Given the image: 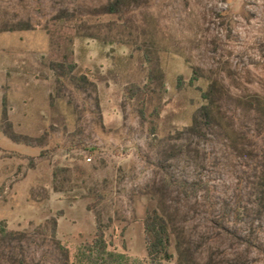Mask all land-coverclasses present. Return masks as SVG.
<instances>
[{
	"label": "rangeland",
	"instance_id": "rangeland-1",
	"mask_svg": "<svg viewBox=\"0 0 264 264\" xmlns=\"http://www.w3.org/2000/svg\"><path fill=\"white\" fill-rule=\"evenodd\" d=\"M256 96L264 0H0V264H90L98 224L146 261L154 208L172 263L264 264Z\"/></svg>",
	"mask_w": 264,
	"mask_h": 264
},
{
	"label": "trees",
	"instance_id": "trees-1",
	"mask_svg": "<svg viewBox=\"0 0 264 264\" xmlns=\"http://www.w3.org/2000/svg\"><path fill=\"white\" fill-rule=\"evenodd\" d=\"M26 28L21 24H16L3 31H20L25 30ZM64 77L68 79V73L64 74ZM72 81H75L76 84L81 87L93 86L91 82L86 78V76H73ZM214 84L209 86V89L206 92L201 94L202 99L205 101V104L200 107L197 115L193 119L192 125L188 128L189 131H194L202 126L210 125L212 120L213 113L211 111L212 107V87ZM253 105L257 107L256 109L264 105L263 99L260 97H254L252 99ZM264 158V150H263ZM180 184V189L182 192L186 193L183 187H186V183L182 182ZM257 187L262 191L261 194H264V170L260 172ZM201 185H193L194 190L192 193H195L196 190ZM202 189L207 190L203 187ZM262 202V199H261ZM98 222V221H97ZM57 226L56 220H52L53 231ZM144 231H145V243H146V252L147 259L146 261H134L136 264H185L181 259L177 263H172L173 255L170 253L169 249L171 246V236L169 232V224L160 214L158 209L154 208L153 210L147 211V214L144 219ZM19 232L7 231L3 225H0V240L10 239L17 240ZM88 259L90 264H127V257L124 254H116L108 251V245L104 239L103 231L100 229L99 224L97 231L92 243L88 246ZM19 264H25L23 260H20Z\"/></svg>",
	"mask_w": 264,
	"mask_h": 264
},
{
	"label": "built area",
	"instance_id": "built-area-1",
	"mask_svg": "<svg viewBox=\"0 0 264 264\" xmlns=\"http://www.w3.org/2000/svg\"><path fill=\"white\" fill-rule=\"evenodd\" d=\"M88 161H90V159H88Z\"/></svg>",
	"mask_w": 264,
	"mask_h": 264
}]
</instances>
